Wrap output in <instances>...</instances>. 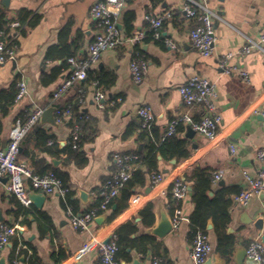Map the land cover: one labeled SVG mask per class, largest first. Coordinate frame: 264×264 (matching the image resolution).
<instances>
[{"label": "crops", "instance_id": "obj_1", "mask_svg": "<svg viewBox=\"0 0 264 264\" xmlns=\"http://www.w3.org/2000/svg\"><path fill=\"white\" fill-rule=\"evenodd\" d=\"M95 1L0 0V28L16 44V60L0 64V148L6 145L11 127L22 122L33 105L59 108L74 100L78 86L51 104L53 92L70 72L68 57H84L96 32L89 13ZM197 1L216 14L213 55L202 56L191 45L189 31L194 22L184 15V0H128L118 18L122 43L104 50L91 66L105 94L103 108L94 99V88L83 82L87 93L82 109L89 123L79 154L68 157L66 153L70 117L56 121V125L40 118L22 140L18 157L36 172L52 167L65 173L76 214H81L96 206L97 192L115 170V153L146 152L136 113L139 105L151 107L154 134L161 136L169 120L186 111L178 90L180 84L191 76L204 77L215 84L218 92L222 122L215 135L208 138L194 132L189 137L188 126H180L176 135L187 140L190 156L179 160L157 154L156 161L150 162L151 172L145 183L130 188L128 198L126 191L119 192L89 223L88 230L71 226L58 194L45 195L41 207L33 202L25 206L6 191V178H0V223L16 227L1 254L7 262L17 257L18 264H31L32 259L38 264H96L99 243L120 229L122 237L129 239L122 242L118 252L120 264H153L155 257L168 264H193L191 237L193 230L204 224L212 245L206 264H252L245 249L250 240L264 237V189L245 205L234 197L248 186L243 171L255 177L262 166L256 152L264 146V122L258 113L264 105V51H238L247 39H257L264 31V0ZM165 12L172 16L161 27L162 38H147L140 43L148 67L143 79L135 82L129 68L134 46L124 39L134 31H149L147 14ZM14 21L19 26H11ZM166 39L175 47L169 46ZM228 52L234 53L228 61L233 71L224 73L218 61ZM240 71L248 73V81ZM18 79L26 82L27 95L16 101ZM118 98L121 100L114 105L108 104ZM4 105L8 106L6 113L1 112ZM201 115L200 107L191 110L192 119L198 120ZM43 133L51 137L52 145L44 141ZM230 144L235 147L234 153ZM81 160L83 164H79ZM155 171L163 177L151 186L150 175ZM216 171L222 173L217 180L213 176ZM206 175V198L195 199V186L201 187ZM176 178L185 181L187 188L181 199L173 201L171 187ZM81 191L87 194L85 199L80 197ZM119 205L124 207L118 210ZM225 210L229 216L226 224ZM162 211L177 222L160 238L148 234V230L153 223L156 225ZM257 219H262L261 228L254 226ZM227 247L229 254L224 255ZM62 253L65 257L57 262Z\"/></svg>", "mask_w": 264, "mask_h": 264}, {"label": "built area", "instance_id": "obj_2", "mask_svg": "<svg viewBox=\"0 0 264 264\" xmlns=\"http://www.w3.org/2000/svg\"><path fill=\"white\" fill-rule=\"evenodd\" d=\"M125 0H97L90 6V17L94 21L96 32L88 45L87 53L84 57L71 56L67 59L71 65L70 72L63 79L61 84L56 88L51 97L53 105L65 92L73 86H78V104L80 108L85 104V96L87 87L83 82L87 78L88 71L95 64L100 54L110 48H115L122 43L123 38L118 26V18L125 6ZM184 15L187 19L194 22V26L189 31V39L191 45L202 55L211 56L214 52L216 36L213 30V19L216 16L214 12L206 8L197 0H184L182 7ZM172 16L171 12H165L158 15L147 14L145 19L150 24L147 33L143 31H134L126 39L128 43L134 46L133 55L129 64L131 77L135 82H140L148 67V61L145 54L140 48V43L145 39H161V27L163 23ZM11 26L17 27L19 23L14 21ZM166 43L175 47L171 40L166 39ZM252 50L264 51V31H262L257 39H247L246 43L238 51L240 53H248ZM234 53L228 52L222 55L218 61L219 68L224 73H230L233 68L228 64L229 59ZM16 60V44L12 36H9L3 28H0V64L6 62H14ZM240 76L245 80H249V75L245 71L239 72ZM94 88V99L98 107L105 106V94L96 86V81L90 83ZM16 101L21 100L27 95V85L23 79L17 81ZM180 97L186 107V111L169 120L165 131L159 141L177 132L180 126H189L197 133L212 138L222 122V117L217 106L218 92L214 83L208 79L199 76L188 77L178 87ZM121 98L111 99L109 105H114ZM195 107L202 109V115L198 120L191 117V110ZM45 107L33 105L28 110L27 118L15 125L9 131L8 141L4 147L0 148V178H6L5 189L8 193L13 194L23 205L28 206L32 202L29 197L31 192H42L45 195L58 194L65 204V212L71 226L75 230H88L89 223L106 210L112 200L119 194L126 182L131 177L135 164L139 160L138 153H115V170L105 179L99 196L101 200L95 207L89 208L81 214H76L72 206L66 202L67 187H63L61 180L53 171H47L44 174H37L34 170L18 157L19 148L25 136L35 127L41 118V114ZM71 110L69 107L65 109L56 108V121L60 122L64 117H70ZM136 113L139 117V124L142 129L150 134L155 125V115L151 107L147 104H141L137 107ZM258 113L264 122V105L259 109ZM84 117H88L85 115ZM83 118V115L78 116ZM81 136V127L75 123L71 127L68 144L74 149H80L79 140ZM51 144L52 141H49ZM231 153H234L235 147L230 144ZM257 158L262 163L258 174L253 177L246 171L243 176L248 186L235 195V201L245 205L255 194L264 189V146L260 147L256 152ZM214 179L221 178L222 173L216 171L213 173ZM163 174L159 171L152 172L150 175V185H156L161 181ZM186 182L180 178H176L171 187V195L173 201L181 199L186 191ZM177 219L173 220V224ZM16 227L7 222L0 223V257L4 247L15 234ZM190 257L193 264H206L212 245L206 232L196 230L191 237ZM98 262L96 264H120L116 257L118 246L116 244V235L113 234L106 242H100L98 245ZM248 260L256 264H264V242L255 238L249 241L245 249ZM153 264H168L160 257L153 258ZM7 264H18L16 257L10 259ZM38 264V263H34Z\"/></svg>", "mask_w": 264, "mask_h": 264}, {"label": "trees", "instance_id": "obj_3", "mask_svg": "<svg viewBox=\"0 0 264 264\" xmlns=\"http://www.w3.org/2000/svg\"><path fill=\"white\" fill-rule=\"evenodd\" d=\"M127 1L128 0H125V2H127ZM69 57H71V56H69ZM93 81H96V86L98 88H100V81H99L98 77L96 76L95 72L90 69L88 71L87 78L85 79L84 82L91 83ZM17 90H18V88L16 87L15 92H14V98L16 97ZM58 107L60 109H65L67 107L70 108L71 113H70V118H69L70 122L69 123H70L71 127L75 123L80 125V127H81V136H80V140H79V145H80V149H81L82 143L85 140L86 131L88 130L89 116L87 115L86 112L83 111L82 108H80V106L78 104V93L75 96L74 100L71 103H68L67 106H58ZM7 111H8V106L4 105L3 109L1 110V112L2 113H6ZM80 113H81V115H83V118H78ZM85 115H87L88 117L87 118L84 117ZM26 118H27V116L23 118V121ZM178 129H177V131H178ZM161 137H162V135L161 136H156L154 134V129H152L151 134L148 131L142 129L141 138H142V140L145 141L146 152L145 153L144 152L138 153L139 160L135 164V169L133 170L129 180L126 182L124 187L120 190V192L121 191H126V193H125V197L126 198H128L131 195L130 188L134 187L136 184H144L145 183V179H146L147 174H149L151 172L150 162L156 161V155L157 154H160L164 158H168V159L172 158V157H176L179 160L187 158V157L190 156L191 150L188 147V143H187L186 139L178 137L176 135V133H175V134H173L171 136L165 137L160 142V144L157 146L156 145V141H159ZM49 138H51L49 135L43 133V139H44L45 142H47L49 140ZM49 141H52V140L50 139ZM52 144H53V141H52L51 145ZM80 149H74L68 144V148L66 150L67 156L68 157H72V156H75L76 154H79L78 151ZM83 162H84V160H81V162L79 161V164H83ZM47 171H53L57 175V177L61 180L62 186L68 188V192L66 194V202L69 205L72 206L73 210L76 213L77 212L76 211L77 207L75 206V202L71 199L72 191H71V189H70V187L68 185L66 174L61 172V171H59V170H57V169H54L52 167H48V168L44 169L41 172H36L34 170V172H36L37 174H44ZM201 181H202V186L201 187H196L195 186V192H196L195 193V197H194L195 199H198L199 196H202V197L206 198L205 192H206V190H207V188L209 186V176L208 175L204 176L201 179ZM99 191L97 192L98 201L96 203V206L99 204V202L101 200V197L99 196ZM123 207H124V205H119L118 206V210H120ZM22 208L24 209V211H27V209L24 206H22ZM148 208H150V205H148L146 207V209H148ZM228 220H229V216H228V213L226 211L225 214H224V221H223L224 224H226V222H228ZM132 229L133 228H130V231ZM196 230H202V231L207 233V231L205 230L204 224H201V225L198 226V228H195L193 230V233ZM115 235H116V244L118 246V250L116 252V257L118 258V252H119V250H120V248L122 246V242L124 240L125 241L126 240L129 241V239H127V237L126 238L122 237L120 229H117ZM229 251L230 250L227 247L225 252H224V255L229 254ZM64 257H65V254H63V253L59 254L57 256V258H56V261L59 262ZM12 258H14V257L9 258V260L12 259ZM35 262H36V260H33V259L30 261L31 264H33Z\"/></svg>", "mask_w": 264, "mask_h": 264}, {"label": "water", "instance_id": "obj_4", "mask_svg": "<svg viewBox=\"0 0 264 264\" xmlns=\"http://www.w3.org/2000/svg\"><path fill=\"white\" fill-rule=\"evenodd\" d=\"M118 26L120 27L121 25L118 24ZM55 110H56V107L55 106H49L47 108L44 109V111L42 112L41 114V121L42 122H47V123H50L51 125H56V118H55ZM188 129V132H187V135L189 137H191L195 131H193L191 129V127H187ZM52 162H55L54 160H52ZM172 162H175V160L173 159ZM87 196V194L83 191L80 192V197L82 199H85V197ZM29 197L31 198L32 202L38 206V207H41L43 201L45 200V194L42 193V192H31L29 193ZM3 218L2 216L0 215V221H2ZM102 219H96V221H101ZM262 219H257V221L254 223V226L256 228H261V221ZM154 223L150 226L149 230H148V234H152L154 236H157V237H163L165 234H167L168 232H170L173 227H174V224H173V219L171 216H169L166 211H162L160 212L159 216L157 217V222H156V225L153 226ZM153 226V227H152ZM262 241H264V237L261 238ZM106 242V241H105ZM252 264H256L255 262L253 261H250ZM0 264H7V261L5 259V257L1 256L0 257Z\"/></svg>", "mask_w": 264, "mask_h": 264}]
</instances>
